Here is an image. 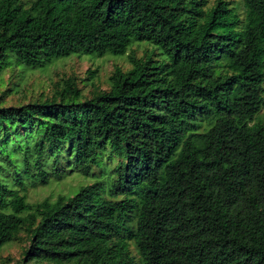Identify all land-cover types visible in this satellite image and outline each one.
I'll use <instances>...</instances> for the list:
<instances>
[{
	"label": "trees",
	"instance_id": "1",
	"mask_svg": "<svg viewBox=\"0 0 264 264\" xmlns=\"http://www.w3.org/2000/svg\"><path fill=\"white\" fill-rule=\"evenodd\" d=\"M242 3L243 21L227 0H0V67L142 41L166 57L131 54L87 98L66 78L50 98L0 104V129L34 133L0 138L16 162L0 171V249L24 234L18 264H264V0ZM105 146L123 157L120 200L94 183L34 204L13 188L44 183L51 155L87 168Z\"/></svg>",
	"mask_w": 264,
	"mask_h": 264
},
{
	"label": "rangeland",
	"instance_id": "2",
	"mask_svg": "<svg viewBox=\"0 0 264 264\" xmlns=\"http://www.w3.org/2000/svg\"><path fill=\"white\" fill-rule=\"evenodd\" d=\"M26 2L27 0H21ZM215 0H206V7L213 5ZM230 7L239 13L241 20L244 17L242 0H227ZM159 50L148 42H133L122 55L105 54L103 56H92L81 53L70 54L65 57L56 58L38 67H28L4 63L0 67V104L4 106H18L32 101H40L55 95L57 89L61 88L62 80L70 78L80 89L83 98L90 97L96 90H108L110 87L109 77L115 66L122 70L131 67L129 56L133 54L137 58L150 54L157 61L163 62L166 57L158 54ZM88 70L95 71L89 77ZM264 86V84H263ZM257 118L264 123V106L259 110ZM203 126L207 125L205 118L200 119ZM16 133H24L27 137L33 136L30 129L24 130L17 125L2 126L0 138L9 136V142L16 146L23 143L25 136L16 138ZM3 134V136H2ZM6 153L0 150V171L8 173V176L16 174V162H10ZM14 158V156H13ZM123 162V157L118 152L110 150L105 146L100 151L97 164L87 168L77 165L72 158L66 155H51L47 158L49 163L44 183L34 184L29 182L23 186L13 185L20 194L25 196L28 203L34 204L45 198L54 200L58 195L71 196L80 187L88 184H97L98 197L110 200H120L123 195H112L110 185L115 178V167ZM125 222L131 228L134 227L135 214H130ZM130 253L139 262L138 252L132 241L128 242ZM28 246L25 235L21 234L19 240L12 241L0 249V264H18L22 257V251Z\"/></svg>",
	"mask_w": 264,
	"mask_h": 264
}]
</instances>
